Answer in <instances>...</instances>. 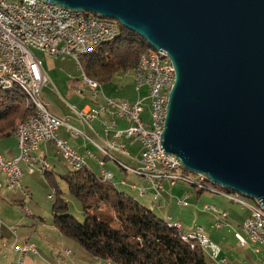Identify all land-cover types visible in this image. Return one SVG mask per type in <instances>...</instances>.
I'll return each mask as SVG.
<instances>
[{"label":"water","instance_id":"obj_1","mask_svg":"<svg viewBox=\"0 0 264 264\" xmlns=\"http://www.w3.org/2000/svg\"><path fill=\"white\" fill-rule=\"evenodd\" d=\"M110 18L168 53L162 145L183 168L264 206V0H49Z\"/></svg>","mask_w":264,"mask_h":264},{"label":"built area","instance_id":"obj_2","mask_svg":"<svg viewBox=\"0 0 264 264\" xmlns=\"http://www.w3.org/2000/svg\"><path fill=\"white\" fill-rule=\"evenodd\" d=\"M23 1L26 4L35 6V14L8 9L6 0L0 2L2 4V12H0V81H6L8 77L22 76L30 85L37 86L42 112L49 123V129H52V133L56 138L55 146L58 152L68 166L84 168L85 156L71 147L66 140L58 136V131L63 126H67L73 135H77L78 131L68 126L63 119L50 113L42 100V88L48 84L49 77L44 72L42 61L36 56L35 51L53 59L60 56H78V52L82 47L92 45L97 40L107 39L113 31L119 30V27L103 20H63L64 11L74 10L63 8L49 0ZM39 14H48V23H40ZM19 23H26L27 31H20ZM175 81L176 71L169 55L166 53L165 60H156V67L151 68L150 74H142V69H140V77L135 83L138 91L142 88H147L148 94L146 96L140 97L132 104L127 101L106 98L105 105L101 109L90 108L80 113L81 118L87 123L93 122L105 111H109L118 118L131 122L130 126L118 131L115 138L125 137L139 142L142 146L143 150L139 167L136 169L132 168V174L150 181V188H141L140 195L146 196L152 191V198L155 202L162 196L164 182H169L171 186L177 184L167 180L166 171H156V165L150 160V149H157L159 156L163 158V162L182 163L178 157L166 153L162 145L169 95ZM146 101H150V124L145 123L142 119L143 105ZM37 141H43V139L37 138L34 134V126H31L29 129L24 130L23 133H20L17 139L18 156L9 160L0 158V171L4 173L7 182H9L8 187L10 189L22 187V163L27 165L31 174L35 173V171L43 173V166L49 165L42 158L35 156V153L40 151L36 150ZM116 150L123 155H127L125 148H119L118 146ZM145 169H153V176H145ZM106 176H111V174H106ZM2 187L0 184V190ZM221 194L229 197V199L240 200L242 207L249 208V217L243 223L244 230L248 234V225H255L258 231H263L264 237V218L256 213L254 207H251L241 197L236 196L235 193L224 192ZM179 204L185 207L188 206L187 202L181 201ZM205 209L217 212L216 207L206 206ZM28 214L30 215V213ZM220 215L227 217V214L221 213ZM1 225L2 221L0 220ZM179 230H181V226H179ZM200 232H203L201 227L198 228V235H188V233L182 232V240L187 243L197 242L212 261L217 262L219 260V263H226V259L220 255V247L211 240L200 239ZM249 238L254 243H263V238H252L251 236ZM238 239L243 247H247L248 244L244 237L238 235ZM17 249L22 254L36 251L33 245L18 246Z\"/></svg>","mask_w":264,"mask_h":264},{"label":"trees","instance_id":"obj_3","mask_svg":"<svg viewBox=\"0 0 264 264\" xmlns=\"http://www.w3.org/2000/svg\"><path fill=\"white\" fill-rule=\"evenodd\" d=\"M118 27V37L78 58L89 80L103 84L116 74L136 69L149 55L145 53L151 47L143 38L119 23ZM33 114V107L19 87L0 88V139L15 135ZM49 169L50 166L43 175L54 191L53 225L92 257L113 264H209L208 254L197 242H184L181 230L170 227L167 220L87 166L80 170L69 167L70 171L61 176L69 194L80 202L86 214L84 223H79L68 214L56 173ZM186 172L192 180L188 185L200 188L199 176L192 178ZM203 186L206 188L205 182Z\"/></svg>","mask_w":264,"mask_h":264},{"label":"rangeland","instance_id":"obj_4","mask_svg":"<svg viewBox=\"0 0 264 264\" xmlns=\"http://www.w3.org/2000/svg\"><path fill=\"white\" fill-rule=\"evenodd\" d=\"M10 1L16 2L17 0ZM90 14L91 16H94V14ZM115 23L118 26V22L116 21ZM152 51L153 50L151 48L145 54L148 55ZM35 54L37 57H43L41 55L42 53L40 52L35 51ZM69 57L70 56H65L63 57V59L71 58L70 60L73 61V63H75L76 65H78V63L76 62L78 59L76 60V58ZM134 70L135 68L132 69L131 72H127L125 74H116L112 77L111 80H108L107 82L103 83L102 87L104 89L105 96L100 94L101 96L98 98V102L100 103L102 99H105V97L114 98L118 101H125L128 100L127 96L129 95V93H132V100L137 99L138 95L146 96L148 94L147 88H143L141 94L136 91V83L133 77V72L135 76ZM70 72V74L73 75V69ZM81 76H83L82 71H80V77ZM81 81L83 80L80 79V86L76 87L78 90L82 91V94L77 96L78 100H84V103L89 104L91 107L95 106L97 103L91 100V97L94 94L95 90H92L89 86H82ZM48 83H50V79ZM51 86H53V84H51ZM123 86H126V88H123ZM61 94L65 102L70 104L73 103L69 97L64 95V93ZM143 107L144 112L142 113V119L145 123L150 124V101H146ZM111 126L114 125L112 124ZM117 132L115 133V136ZM132 142L133 144H135L134 147H132V160L128 159L125 161L123 158L117 156V160H121L123 164H117V160L114 159L111 152L108 149H104L109 153L110 156L113 157L110 158L107 155L103 154L106 159H109L107 160V167L110 171L114 173L115 179L105 178L106 174L103 178L104 180L113 183L116 187L120 184V180L123 178L127 182L128 187L130 184H132L136 185L138 188H148L149 184L145 182L144 178H139L132 174L131 169H136L139 166V161L141 159V154L143 150L142 146L138 142ZM54 158H56L59 164V170L58 173L56 172L55 177L59 188L64 194L63 198L68 203V214L74 217L79 223L82 224L85 221L86 214L84 213L80 202L71 194H69L66 183L61 179V176L67 174L70 169L65 166L66 162L63 157L61 159L57 156H54ZM112 160H115L116 162ZM124 165L128 166L129 168H125ZM21 168L23 171H25L24 166L21 165ZM92 168L93 172L100 177L101 168L99 167V165L94 163V165H92ZM35 172L36 174L34 176L29 175L22 179L23 183L21 184V188L14 189H10L8 187L9 182H7L6 177L2 172L5 178V184H1L3 185V188L0 190V220L2 221L1 227H3V229L0 230V241H4L6 245L9 242V238H13V240L16 241L19 237L23 239V237L27 238V236H30L32 238L33 236H35V238L38 239V242L33 240V243L28 242L21 245H33L36 251L31 252L37 255L35 256L36 258L40 259L41 257V259H43L44 262H46L47 264H54V259L58 260L56 264H64V262L66 261L62 260L61 257L59 259L53 257V260H51L48 257L49 255L47 256L46 252L43 251V249L40 250V248L38 247L40 244L48 245V243H51L50 248H52V246H62L63 241H61V239H63L64 236L53 225V201L51 199V196L54 194V191L50 186L49 182L47 181L46 177L43 175V173H40L39 171ZM186 173L192 178L196 177V174L190 172ZM205 186L206 188L200 189L180 182L174 188L175 192L171 194V199H169V202L165 205V198L163 193L158 201L153 202L151 195H147L146 197L140 195L141 197H139V192L137 190L131 191L128 190L127 187H121L119 191L131 195L143 206L151 209L158 217L165 219V216L169 215L171 218H174L175 222L179 221L181 224L184 225V231L186 230L187 226H199L201 228H206L205 231H203L204 235L207 236L208 239L210 238L209 240H211L213 243H216V245L220 247V255L224 257L227 261L226 263H219V260L217 262H214L208 256L207 260L209 264H264V243L252 242L250 240L251 238H249V235L243 227V223L249 217L250 209L244 208L241 205L232 202L228 197L223 196V194L221 193H224L225 189L211 183L208 178L205 182ZM179 190H182L183 193L177 195V191ZM235 195L244 199L250 206L254 208H258L262 205L259 201H255L241 194L235 193ZM181 201L187 202L188 206L185 207L179 204ZM160 205L164 206V211L162 212H165L167 209V213H165V215H161L159 213L158 208ZM206 206L216 207L217 212L213 210H206ZM27 212L30 213V215ZM221 213L227 214V218L221 216ZM217 224H220L221 226L217 228ZM211 225H213V228H211ZM2 231L4 232V238H2ZM44 232L49 234L48 242H44L43 240L42 235L44 234ZM238 235H241L246 239L248 244L247 247H243V245H241L238 239ZM68 241H70V246L68 247V249L72 250L73 253L76 254L75 256L78 258L79 262L81 264H88L89 260H87V257H90L89 254H87V252L75 242L71 240ZM12 247L14 249V245ZM0 249V253L1 251L4 252L3 246H0ZM65 252H67L66 249L62 251L63 254ZM49 253L51 254V250L49 251ZM21 255L23 256L24 254L20 253L19 258L15 263L11 260V257L6 255V253H1L0 264H20ZM64 255L66 257L68 256L66 255V253ZM65 256L64 258H66ZM105 261L106 260L102 262Z\"/></svg>","mask_w":264,"mask_h":264},{"label":"crops","instance_id":"obj_5","mask_svg":"<svg viewBox=\"0 0 264 264\" xmlns=\"http://www.w3.org/2000/svg\"><path fill=\"white\" fill-rule=\"evenodd\" d=\"M41 55L43 56L42 58L40 56H38V57L42 61L44 72L47 74V76L50 79V83H48L47 85H45L42 88V100L45 102L50 113H52L53 115L57 116L60 119H63L68 126H70L73 129L78 131L77 135H73L72 131L67 126H63L59 129L58 136L64 140H66L71 147H73L76 151H78L80 154L85 156L87 168H89L91 171H93L92 165H94V163H96L101 168L100 177L103 178L105 176V174H111V176H106L105 178L109 177L107 179H110V178L115 179L114 173L112 171H110L109 168L107 167V160H109V159H106V157L103 154L107 155L110 158L114 157V159H116V160L118 159L117 156L120 158H123L125 161L128 159L132 160V147H134V145H135V144H133L132 140H129L125 137L115 138V133L117 131L123 130L126 127H128L131 124V122L129 120H126V119L118 118L117 116L111 114L109 111H105V112L101 113L91 123L85 122L81 118L80 113H82V112H84L90 108L101 109L105 105L106 97H105V99H102V101L100 103L98 102V100H99L98 98L101 96L100 94L105 96L102 84H101V87L99 89H93L90 86V84L87 82L88 78L84 74V72H83V70H82L77 59H76L77 60L76 62L78 63V65L73 63V61L70 60L71 59L70 57H69L70 59H67L68 57L66 59H63V57H65V56H60L58 58L53 59V58L48 57L44 54H41ZM72 69L74 71L73 75L70 74L71 73L70 71H72ZM80 71H82V74H83V76H81V77H80ZM133 77H134V72H133ZM80 79L83 80V81H81L82 86H89L92 90H95L94 94L91 97V100H93L97 103L95 106L91 107L89 104H85L84 100H81V101L78 100L77 96L82 94V91L78 90L76 88V87L80 86L79 85ZM51 84H53V86H51ZM123 88H126V86H123ZM136 91L141 94L143 91V88L140 91H138V89L136 87ZM61 93H64L65 96L69 97L73 103L70 104V103L65 102L61 96L62 95ZM141 96L142 95H140V96L138 95L137 99L132 100V93H129V95L127 96L128 100H125V101H129L128 103L132 104L135 101H137ZM112 124L114 126H111ZM117 146H119V148L120 147L125 148L127 155H123V154L119 153L116 150ZM104 149H108L111 152V154L113 155V157L110 156L109 153ZM38 150H40V151L36 152L35 156L42 158L43 161H45L46 163L49 164V165L43 166V168H45V171L50 166V169H49L50 171H54L55 173L56 172L58 173L59 164H58L56 158H54V156L55 157L57 156L61 159H62V157L59 154V152L57 151L55 144L54 143H40ZM18 154H19V148H18L17 138L15 137V135H13L11 137H6V138L0 139V155L2 158L9 160V159H12V158L18 156ZM112 161L116 162L115 160H112ZM118 162L123 164V162L121 160H117L116 163L118 164ZM21 165L24 166V168H25V171H23V178L22 179H24L26 176H29V175L34 176L36 174V172L32 173V174L29 173L28 167L25 163H22ZM65 166L67 168L70 167L72 169L71 166H69V167L67 166V163H65ZM124 167L127 169L129 168L128 166H125V165H124ZM139 178H142V177H139ZM145 182H147L149 184L148 188H150V186H151L150 181L145 179ZM22 183H23V181H22ZM0 184H5V178H4V175L2 172H0ZM166 184H168V185H166ZM127 185H128L127 182L122 178L120 180V184L117 186V188L119 190V189H121V187H127L128 190H131V191L137 190L139 192V197H141L140 196V189L141 188H138L136 185H132V184H130L129 187ZM176 186L177 185L171 186L169 183L164 182V190L162 192L164 195V198H165L164 199V205L169 202V199H171V194L175 192L174 188ZM181 193H183L182 190L177 191V195H179ZM147 195H149V196L151 195V197H152V191H150ZM146 196H144V197H146ZM153 202H155V201L153 200ZM163 208H164L163 205H160L158 208L159 213L161 215H165V213H167L166 208H165L166 211L162 212V211H164ZM32 217H33V215H32ZM165 217H166L165 220H167V221L170 219L171 222L180 224L181 231L185 232V233H189V232L193 233L197 230V228H199V226H192V227L187 226L186 230L184 231V225L181 224L179 221L175 222L174 218H171L169 215H167ZM1 226H0V230L3 229V227H1ZM211 228H213V225H211ZM202 229H203V231H205L206 228H202ZM1 234H2V238H4V236H3L4 232L3 231L1 232ZM42 236H43L44 242L49 241V234L48 233L44 232V234ZM33 237L31 238L30 236H27V238L23 237V239L19 237L16 241H14L13 238L12 239L9 238V242L7 241L8 244H6L7 246L5 245L4 241H0V246L1 247L3 246V248H4V252L1 251V253L2 254L6 253V255L11 257V260L16 263L18 258H19V255L21 253L17 249V247L20 246L21 244H25L28 242L33 243V240L38 242V239L35 238V236H33ZM68 240L69 239L63 237V239H61V241H63V243H62L63 245L59 246L60 248L57 246H52V248H50L51 243H48V245L40 244L38 247L40 248V250L43 249V251L46 252V255L47 256L49 255L48 257L51 260H53V257H56L57 259H59L61 257L62 260L66 261V262H64V264H79L80 262H79L78 258L75 256L76 254H74L72 250L68 249V247L70 246L69 245L70 241H68ZM12 243H14V244H12ZM13 245H14V249L12 247ZM21 246H23V245H21ZM65 249L67 250V252H65L66 255H68L67 257L64 255L65 253L64 254L62 253V251H64ZM50 250H51V254L49 253ZM1 253H0V256H1ZM222 255H223V252H222ZM35 256H37V255H35L31 251L25 253L23 256L21 255L20 256V264H47L46 262H44L43 259H41V257H40V259H38ZM64 256L66 258H64ZM89 256L90 257H87L88 258L87 260H89V263H91V264H113L110 261L102 262L104 260L101 261V259L94 258L91 255H89ZM3 260H5V259H3ZM51 260H49V261H51ZM57 261L58 260L54 259L53 263L56 264Z\"/></svg>","mask_w":264,"mask_h":264},{"label":"bare ground","instance_id":"obj_6","mask_svg":"<svg viewBox=\"0 0 264 264\" xmlns=\"http://www.w3.org/2000/svg\"><path fill=\"white\" fill-rule=\"evenodd\" d=\"M2 0H0L1 2ZM53 3V2H52ZM56 4V3H54ZM59 5V4H56ZM61 6V5H60ZM6 7L8 9H13L15 11H24L27 14H35V6L33 4H26L23 0H17L16 2H11L10 0H6ZM63 7V6H61ZM64 8V7H63ZM67 9V8H66ZM71 10V9H70ZM75 11V10H74ZM74 11H64L63 13V20L68 21H91V20H103L108 21L109 24H117L115 20H111L109 18H102L96 15L91 16L90 13L87 12H74ZM0 12H2V4H0ZM39 21L40 23H48V14H39ZM19 30L20 31H27V24L26 23H19ZM119 30L113 31L107 39L97 40L92 45H88L86 47H82L78 52V56H73V58L78 59L80 56L86 55L91 51L95 50L97 47L114 40L115 37H118ZM149 53V55L144 58L139 66L135 69V76L134 80L137 81L138 77H140V69H142V74H150L151 68L156 67V60H165L166 59V51L164 50H154ZM168 54V53H167ZM0 55H1V47H0ZM87 82L90 86L94 88H100L101 85L98 82L92 81L87 79ZM175 84V83H174ZM13 87H19L22 92L26 95L28 103L33 107L34 114L30 117L19 130L15 134V137L18 139L20 133H23L24 130L29 129L31 126H34V134L37 136L38 139H43V141H37L36 143V150L40 143H54L56 145V138L52 133V129H49V123L45 119V115L42 112L41 108V100L38 95V89L36 85H30L29 82L25 80L22 76H14L8 77L6 81H0V88L1 89H11ZM123 148V147H120ZM0 158L1 155H0ZM150 160L156 165V171H166V178L171 182H176V184L182 182L185 184L192 183L184 172L186 171L183 168L182 163H172V162H163V158L159 156L157 149H150ZM86 166V162H84V167ZM73 170H80L82 168H76L71 166ZM45 172V168H43V173ZM199 175L200 182L198 183V187L204 189L203 183L207 181V177L205 175ZM145 176H153V169H145ZM109 178V177H107ZM239 197V196H238ZM229 198V197H228ZM232 202L241 205L240 200L230 199ZM252 207V206H251ZM256 213L264 218V207L261 205L258 208H254ZM168 225L170 227H175L179 229L180 224L172 223L171 220H168ZM218 228L221 226L217 224ZM244 227V226H243ZM248 234L252 238H263V231H258L255 228V225H248ZM188 235H198V228L195 232L190 233ZM200 239L202 240H209L207 236L204 235V232H200Z\"/></svg>","mask_w":264,"mask_h":264}]
</instances>
